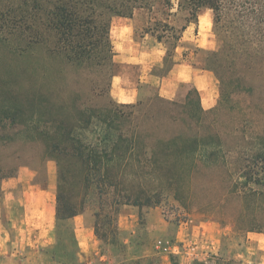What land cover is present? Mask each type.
Here are the masks:
<instances>
[{
    "label": "rangeland",
    "instance_id": "374dc122",
    "mask_svg": "<svg viewBox=\"0 0 264 264\" xmlns=\"http://www.w3.org/2000/svg\"><path fill=\"white\" fill-rule=\"evenodd\" d=\"M24 1L0 0V7ZM39 1L47 4L50 0ZM170 13L164 22L181 35L175 50L173 40L159 42L145 31L156 27V18L160 19L156 13L136 11L132 18L113 17L111 39L117 67L112 78L52 55L43 45L23 48L24 43L20 47L10 36H0V114L20 106L22 116L35 113L36 120L46 127L51 118L71 120L79 105L101 107L110 100L125 105L141 100L147 103L159 94L163 84H171L174 91L173 99L167 100L185 101L195 87L191 82L174 80L171 71L176 63L209 71L205 67L208 53L217 51L220 45L218 29L209 8L193 18L176 3ZM262 70L245 74L246 84L253 89L250 97L236 95V109L222 108L218 112L221 134L228 142L231 136L227 133L234 126L238 127L236 136L242 139L238 145L246 148L257 143L255 135H264V67ZM94 90L101 97H95ZM125 90L136 94L133 102L120 101L119 94ZM216 97L215 107L219 101L218 80ZM15 132L8 123L0 126V175L13 174V178L0 182V264H264V230L238 231L234 216L239 202L231 196L228 202H221L228 184L220 174L177 185L163 178H128L114 194L142 195L146 204L153 205L120 206L117 240H111L104 230L99 234L103 240L96 235L94 214L98 206L91 205L70 222L76 244L67 235L58 246L57 163L43 157L42 142L21 140L23 137ZM246 136L248 139H243ZM29 163L32 166L19 173L20 165ZM35 173V180L46 185V192L42 193L44 187L40 185L26 193L14 179H27ZM50 182L54 183L51 189ZM256 187L264 190V186ZM256 210L260 214L258 222L264 224L263 200L258 201ZM57 251L65 261L53 259Z\"/></svg>",
    "mask_w": 264,
    "mask_h": 264
},
{
    "label": "trees",
    "instance_id": "16d2710c",
    "mask_svg": "<svg viewBox=\"0 0 264 264\" xmlns=\"http://www.w3.org/2000/svg\"><path fill=\"white\" fill-rule=\"evenodd\" d=\"M176 3L193 18L203 8L214 12L220 45L208 53L205 67L219 82L217 107L204 109L199 91L192 88L183 102L157 94L147 103L141 100L125 105L110 100L101 107L79 105L71 120L51 118L46 127L36 120L35 113L22 116L20 106L0 114V126L8 123L21 140L42 142L43 157L57 163L58 246L67 235L76 244L70 222L91 205L98 206L96 235L104 230L111 240H117L120 206L153 205L146 204L142 195L114 194L128 178H163L177 185L220 174L228 184L221 202H228L230 196L239 202L234 216L238 231L264 230L256 210L258 201H264V190L256 187L264 186V135H255L257 143L246 148L238 145L242 139L236 136L238 127L234 126L227 133L231 136L228 142L218 118L222 108L236 109L234 96L250 97L253 93L245 74L263 72L264 0H50L47 4L25 0L0 7V36H10L20 47L24 43L23 48L43 45L52 55L112 78L117 67L111 39L113 17L132 18L136 11L156 13L160 16L156 27L145 31L159 42L173 40L175 50L181 35L164 21ZM93 94L101 97L96 90ZM12 176L0 175V182ZM52 256L60 261L66 258L58 251Z\"/></svg>",
    "mask_w": 264,
    "mask_h": 264
},
{
    "label": "crops",
    "instance_id": "0c3cea01",
    "mask_svg": "<svg viewBox=\"0 0 264 264\" xmlns=\"http://www.w3.org/2000/svg\"><path fill=\"white\" fill-rule=\"evenodd\" d=\"M185 65H182L180 63H176L175 67L171 71L170 76L172 75L174 77V80L184 81V82H191L194 87L199 91L201 102L204 107V109L209 110L216 106L217 103V97H216V91H217V80L213 76V74L206 70H198L196 68H185ZM171 84H163L160 88V96L166 98V99H173V88L170 86ZM173 87V86H172ZM170 90V91H169ZM119 93V92H118ZM129 93V94H128ZM120 95V101H128L131 103L134 101L136 94L133 92H128V90L123 91ZM28 165H20L19 173L22 171V169H25ZM29 167V166H28ZM30 168V167H29ZM33 171V170H32ZM34 172V171H33ZM13 178V177H12ZM36 173L31 174L30 177L27 179L18 176L14 177L18 181V183H21L23 188L25 189L26 193L29 190H32L33 188H38L40 185L35 183ZM10 178V183H11ZM53 182L51 185H48V187L51 189L53 186ZM27 187H30V189H27ZM42 193L46 192V189L41 190Z\"/></svg>",
    "mask_w": 264,
    "mask_h": 264
}]
</instances>
